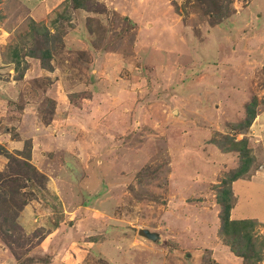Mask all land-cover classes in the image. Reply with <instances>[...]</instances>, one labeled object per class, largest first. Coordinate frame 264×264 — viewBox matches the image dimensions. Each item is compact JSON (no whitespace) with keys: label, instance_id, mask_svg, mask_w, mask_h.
Here are the masks:
<instances>
[{"label":"rangeland","instance_id":"374dc122","mask_svg":"<svg viewBox=\"0 0 264 264\" xmlns=\"http://www.w3.org/2000/svg\"><path fill=\"white\" fill-rule=\"evenodd\" d=\"M81 2L0 0V264H264V0Z\"/></svg>","mask_w":264,"mask_h":264},{"label":"trees","instance_id":"16d2710c","mask_svg":"<svg viewBox=\"0 0 264 264\" xmlns=\"http://www.w3.org/2000/svg\"><path fill=\"white\" fill-rule=\"evenodd\" d=\"M71 6L73 9L82 8V2L81 0H70ZM45 40H48L47 37ZM47 57V52L44 51L41 54V57ZM207 66V64H205ZM207 69V68H206ZM181 89V88H179ZM178 89V90H179ZM254 102L251 101L249 104L245 107V110L243 111V117L241 124L237 125V128L240 130L248 129L251 121L253 120L255 116L254 112ZM246 139L243 137L240 140H235L233 137H225V142L228 143V149L231 148L233 151H239L238 153H248L245 147ZM239 147V148H238ZM240 161L243 162L241 167L237 172H234L231 174V176H228L227 182H221L222 183V189L219 191L216 195V200L219 203L221 210L219 213V232L218 234L221 237L228 238L226 241V244L230 246L231 252L235 254V256L242 258L244 261L250 260V259H260V256L257 254V252H254L252 250V236L250 235L252 228L255 225V222L251 219H240V220H229L228 212L231 208L230 199L231 197V185L235 180L240 179L241 176H243L245 170L247 169L248 165V159L242 160L240 158ZM231 198H230V197ZM233 241V243L229 244L228 241ZM233 246H238L237 249L232 248ZM248 247L251 248L248 256L243 254V250ZM253 251V252H252Z\"/></svg>","mask_w":264,"mask_h":264},{"label":"water","instance_id":"95a60500","mask_svg":"<svg viewBox=\"0 0 264 264\" xmlns=\"http://www.w3.org/2000/svg\"><path fill=\"white\" fill-rule=\"evenodd\" d=\"M141 236L152 242H159V236L156 233L148 232L147 230H142Z\"/></svg>","mask_w":264,"mask_h":264},{"label":"crops","instance_id":"0c3cea01","mask_svg":"<svg viewBox=\"0 0 264 264\" xmlns=\"http://www.w3.org/2000/svg\"><path fill=\"white\" fill-rule=\"evenodd\" d=\"M207 69H208V68H207ZM215 83H218V82H216V81L214 82V81H213L212 85H215ZM218 91H219V89L217 90V92H218ZM235 93H238V96H240L239 91H237V92H235ZM218 94H219V92H218ZM233 95H234V94H233ZM219 96H220V94H219ZM232 184H233V183H232ZM231 187H232V186H231Z\"/></svg>","mask_w":264,"mask_h":264}]
</instances>
